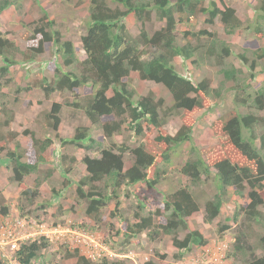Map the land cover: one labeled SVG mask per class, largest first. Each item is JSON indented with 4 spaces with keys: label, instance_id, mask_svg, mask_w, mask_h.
I'll list each match as a JSON object with an SVG mask.
<instances>
[{
    "label": "rangeland",
    "instance_id": "1",
    "mask_svg": "<svg viewBox=\"0 0 264 264\" xmlns=\"http://www.w3.org/2000/svg\"><path fill=\"white\" fill-rule=\"evenodd\" d=\"M13 1L14 6L0 14V32L6 34L17 48L14 56L9 57L16 64L10 66L8 73L0 75V136L7 138L4 149H0V190L8 208V215L4 218H17L25 222L23 232L28 238L24 244L36 241L44 245L32 264H72L75 258L66 256L74 250H78L80 255L90 258L93 262L104 257L107 262L121 260L123 264H145L149 261L154 264H247L251 259L250 253L261 255L258 239L264 234V206L259 207L261 220H246L239 208L246 207L248 203L245 196L247 189L243 197L236 196L231 189H228L218 217L212 222H205L203 205L209 199H213L217 192L216 181L212 174L208 177L202 175L197 195L200 210L187 219L188 231H198L206 239L204 246H192L188 251L180 252L172 245L170 236L160 232H155L154 235L151 229L125 242L120 227L122 220L129 223L138 221L136 215L146 217L151 214L153 217L152 213L160 207V204L150 199V192L160 198L188 184L187 178L180 174L179 169L195 156L204 158L216 151L218 139L213 132V123L222 114L231 110L241 114L251 111L247 107L234 104V82L226 80L221 71L232 67L241 72L236 77L240 87L245 85L244 93H239L243 98L264 89V57L260 60L255 58V53L260 54L264 50V14L255 7L264 0H204L206 7L214 1L220 8L222 6L233 8L242 26L241 29L228 35L218 19L209 26L204 23L206 17L200 15L198 25L192 31L206 30L212 37L202 35L198 40L192 39L191 45L199 44L200 47L190 60L182 57L173 59L172 64L180 76L193 83L207 78L212 92L205 98L206 106L195 110L190 116L193 121L190 140L173 147L167 153L166 159L162 149L152 139L160 132L159 130L161 135H174L182 123V117L167 110L171 107L172 100L163 86L140 81L137 74L131 72L124 82L133 91L134 102L148 93H151L154 100L162 99L163 105L158 110L161 127L158 130L150 126L146 120H142L143 134L135 136L126 123L113 138L99 140L100 129L89 127L81 110L70 106L75 100L82 98L81 89L73 93L57 90L47 97L43 91L50 85L54 86L61 74L72 71L76 66H63L61 52H56V46L47 44L42 55L31 61L23 60V53L35 47L41 37L37 34L33 36L35 39H32L34 27L32 23L37 24L44 17H46L45 22L53 21L50 27H46V31L60 32L62 41H71L77 49L78 57L82 58L80 37L85 33L83 17L87 2L73 7L72 2L67 4L61 0ZM136 1L150 5V0ZM105 2L111 9L124 10L121 5L111 3L110 0ZM150 11V20L144 24L137 21L132 14L121 18L119 24L125 25L132 38H138L141 31L150 35L164 26L154 11ZM87 24L88 18L86 26ZM256 26L261 27V36L255 33ZM177 31L180 35V31L178 29ZM183 43L182 40L178 41L179 45ZM210 45L213 46L215 53L213 57L206 54ZM223 47H229L233 54L222 58L221 64H217L216 59L221 57ZM242 53L248 59L246 64H242L236 57L237 54ZM251 60L256 62V68L252 72L253 79L248 78ZM3 66L4 62L0 57V67ZM26 86L33 88L25 91ZM214 92H218L217 96L213 95ZM54 103L61 105L59 113L61 120L57 131L48 128V121L45 119ZM5 120L9 122L3 126L2 122ZM84 127L90 130L87 132L89 138L83 141L82 145L90 147V150L79 149L77 145L69 142L75 130ZM147 135H150L148 139ZM243 135L245 138L248 137L246 131H243ZM30 137L38 141L44 138L54 141L50 150V161L39 164L34 174L25 177L23 182L18 184L11 180L12 165L7 152L20 150L23 155L21 160L26 161L28 157L25 151L30 149ZM91 141L97 144L91 145ZM17 143L19 148L15 147ZM112 143L127 148L123 156L124 168L132 163L130 150L139 145L144 146L151 155L161 154L163 159L157 166L160 178L150 190L145 183L124 187L117 192L118 198L109 200L106 207L100 210L99 219L90 221L85 217V201L76 195V188L85 176L80 161L86 154L96 156L95 152L105 147L109 148V144ZM70 159H74V162L71 163ZM67 167L71 168V171L65 174L63 170ZM35 182H40L39 194L36 198L28 200V197L22 196L21 192L34 189ZM96 186L103 193L105 189L107 194L111 191L107 183H99ZM142 197H144L143 201ZM140 204L143 205L142 210ZM156 218L155 216L154 221ZM222 227L227 229L222 231ZM240 233L244 235L246 243L243 244L241 253L236 251L237 253L234 254V246ZM184 234L185 232L179 233L178 238L182 239ZM94 244H97L96 248L91 246ZM4 259L7 260H5L7 264H18L16 256L10 253L8 258Z\"/></svg>",
    "mask_w": 264,
    "mask_h": 264
},
{
    "label": "trees",
    "instance_id": "2",
    "mask_svg": "<svg viewBox=\"0 0 264 264\" xmlns=\"http://www.w3.org/2000/svg\"><path fill=\"white\" fill-rule=\"evenodd\" d=\"M105 1L61 0L67 4L72 2L73 7L87 2L83 17L85 33L80 37L82 58L78 57L77 49L71 41H62L60 32L46 31V27H50L53 21L45 22L46 17H44L39 20V23H32L34 24L32 39H35L33 36L37 34L41 37L35 47L23 53V60L31 61L42 55L44 46L47 44L56 46V52H61L63 66H76L72 71L61 74L54 86L50 85L43 91L47 97L57 90L73 93L81 89L82 98L75 100L70 106L81 110L89 127L100 129L99 140L113 138L114 135L119 134L122 125L126 123L135 136L143 134L142 120H146L150 126L158 130L161 127L158 110L163 105L162 99L154 100L151 93H148L134 102L133 91L124 82L131 72H135L140 81L163 86L172 100V105L167 110L182 117V123L174 135H161L159 130L160 132L152 139L162 149L165 158L173 147L190 140L193 123L190 116L195 110L206 106L205 98L212 92H210V81L207 78L193 83L180 76L172 64L173 59L182 57L190 60L200 47L199 44L192 46V39L198 40L202 35L212 37L206 30L192 31L198 25L200 15L206 17L204 23L209 26L218 19L228 35L241 29L242 23L233 8L228 6L220 8L214 1L206 7L204 0H150V5L136 0H110L111 3L121 5L124 10L111 9ZM13 4V0H0V14L14 6ZM255 8L264 14V2ZM150 10L154 11L157 18L164 23L162 28L150 35L141 31L138 38H132L125 25L119 24L121 18L130 14L144 24L150 20ZM254 30L258 36H261V27L256 26ZM179 40L184 43L179 45ZM15 52L17 48L14 43L7 38L6 34L0 32V57L4 62V66L0 67V75L8 73L10 66L16 64L9 59ZM221 53V57L216 59L217 64H221L222 58L233 54L229 47L221 48ZM206 54L213 57L215 53L212 45L209 46ZM236 57L242 64L248 62L243 53L237 54ZM263 57L264 50L260 54L255 53L256 60ZM192 62L194 63L195 59ZM255 68L256 62L251 60L249 79L254 78L252 72ZM221 72L226 80L234 82V104L247 107L251 111L241 114L231 110L222 114L213 123V132L218 139L216 151L204 158L195 156L181 166L179 172L187 178L188 184L160 198L150 192V199L160 204V207L152 213L153 217L151 214L146 217L136 215L139 220L135 223L122 220L120 229L125 242L151 229L154 235L155 232H160L170 236L172 245L180 252L188 251L192 246H204L206 239L196 230L188 231L187 224V219L200 210L197 195L202 175L206 177L213 175L217 191L214 198L203 205L205 222H212L218 217L228 189H231L238 197H243L247 189L245 196L248 203L246 207H240L239 210L244 213L246 220H261L262 214L259 207L264 206V115H261V113L264 114V89L243 98L239 93H244L245 85L240 87L236 77L241 72L232 67L229 70L223 69ZM32 88L26 86L24 90ZM217 94L218 92L213 93L215 96ZM248 99H250L249 102ZM60 110L61 105L54 103L45 116L48 121L47 126L52 131H57L60 125ZM8 122L9 120H5L2 125L6 126ZM89 130L88 127L77 128L69 142L77 145L79 149L90 150V147L82 145L83 141L89 138L87 134ZM243 131L247 132V138L244 137ZM149 136L147 135L146 138L148 139ZM6 139L0 136L2 150L7 142ZM91 143V145L97 144L94 141ZM53 145L52 139L44 138L38 141L30 137V149L25 151L28 157L26 161L21 160L23 155L19 149L16 152L8 151L7 156L12 165L11 180L21 184L25 177L36 172L39 164L49 162ZM15 147L19 148L18 143ZM126 151L127 148L124 145L117 146L112 143L109 144V148L105 147L95 152L96 156L86 154L82 157L80 162L84 167L85 176L76 188V195L85 201V217L90 221H97L100 210L106 207L109 200L118 198L117 192L124 187L145 183L150 190L157 184L160 178L157 166L163 159L161 154L151 155L144 146L139 145L130 150L132 163L124 168L123 156ZM70 162L73 163L74 159H70ZM70 171L69 167L63 170L65 174ZM35 183L34 189L22 191V196L28 197V200L36 198L39 194L40 182ZM99 183H107L111 187L109 194L106 189L103 193L97 188L96 185ZM149 195L147 193L148 199ZM143 200L144 197H142ZM140 209H143L142 204ZM7 215L8 208L0 190V216ZM155 216L156 221H154ZM226 229L227 227L221 228L222 231ZM182 232L185 234L182 239H179L178 234ZM239 238L234 246V254L241 253L242 246L246 243L242 233L239 234ZM43 246L36 241L23 244L15 254L17 263L32 264ZM258 246L261 249V255L250 253L251 259L247 264H264V234L258 239ZM70 256L75 258L72 264H123L121 260L107 262L104 257L93 262L90 258L80 255L78 250L67 253L66 257ZM5 260L0 257V264H7ZM145 264L154 263L149 261Z\"/></svg>",
    "mask_w": 264,
    "mask_h": 264
},
{
    "label": "built area",
    "instance_id": "3",
    "mask_svg": "<svg viewBox=\"0 0 264 264\" xmlns=\"http://www.w3.org/2000/svg\"><path fill=\"white\" fill-rule=\"evenodd\" d=\"M25 222L22 220L0 218V255L5 257L7 254H15L20 246L24 244V241L28 237L25 236L23 228ZM87 246L88 243L83 241ZM94 248L97 247V244L91 245Z\"/></svg>",
    "mask_w": 264,
    "mask_h": 264
},
{
    "label": "clouds",
    "instance_id": "4",
    "mask_svg": "<svg viewBox=\"0 0 264 264\" xmlns=\"http://www.w3.org/2000/svg\"><path fill=\"white\" fill-rule=\"evenodd\" d=\"M22 245H23V244H22ZM22 245H21V246H22ZM21 246H20V248H21ZM20 248H19V249H20ZM16 253H17V252H16ZM16 253H15V254H16ZM15 254H11V255H15ZM0 256H1V255H0ZM1 257H3V256H1ZM3 258H8V254H7V256H5V257H3Z\"/></svg>",
    "mask_w": 264,
    "mask_h": 264
}]
</instances>
